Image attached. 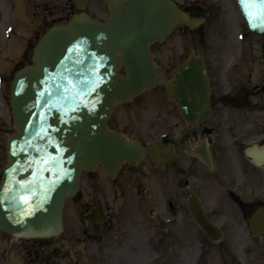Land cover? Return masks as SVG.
I'll return each mask as SVG.
<instances>
[{"label": "flooded vegetation", "instance_id": "obj_1", "mask_svg": "<svg viewBox=\"0 0 264 264\" xmlns=\"http://www.w3.org/2000/svg\"><path fill=\"white\" fill-rule=\"evenodd\" d=\"M172 1L190 24L177 25L163 40L152 42L156 84L128 102L117 103L107 121L111 131L143 147L142 160L136 165L124 162L114 178L100 163L96 170L85 171L93 183L116 184L101 201V233L107 245H119L120 250L145 245V253L139 254L147 256L146 264L158 261V247L168 237L175 244L192 241L198 247L199 257L182 264H202L207 241L238 246L236 264H252L251 247L258 251L264 245V233L254 235L249 226V218L264 206V38L249 29L239 0ZM0 6L27 22L28 29L29 21H37V28L28 33L32 36L28 49H33V39L76 12L75 0H0ZM199 45L211 86V112L191 125L167 85L172 70ZM7 80L0 75V150L14 129ZM196 203L213 225L215 237L195 218ZM98 204H87L86 213ZM196 228V234L203 236L190 234ZM189 247L183 248L187 254Z\"/></svg>", "mask_w": 264, "mask_h": 264}, {"label": "water", "instance_id": "obj_2", "mask_svg": "<svg viewBox=\"0 0 264 264\" xmlns=\"http://www.w3.org/2000/svg\"><path fill=\"white\" fill-rule=\"evenodd\" d=\"M106 1L108 21L74 14L50 28L35 45L32 63L14 74L15 131L0 182V229L18 238L63 231L64 199L77 193L82 170L101 162L114 175L123 161L135 164L143 156L141 147L109 131L107 119L115 103L155 84L149 44L175 24L187 23V15L171 0ZM239 1L250 29L264 37V20L256 18L264 17V3ZM85 3L76 0L79 9ZM259 8L263 12L257 13ZM122 64L127 75L118 71ZM172 74L168 91L184 119L192 124L206 118L210 86L203 57L191 54ZM192 211L215 237L197 203ZM250 225L257 234L264 231V207L255 211Z\"/></svg>", "mask_w": 264, "mask_h": 264}, {"label": "rangeland", "instance_id": "obj_3", "mask_svg": "<svg viewBox=\"0 0 264 264\" xmlns=\"http://www.w3.org/2000/svg\"><path fill=\"white\" fill-rule=\"evenodd\" d=\"M88 11L101 20L107 16V8L101 0H91ZM33 23L37 24V22ZM8 24L14 28V32L9 36L7 35L10 27ZM29 30L31 29H28L25 22L15 17H8V14L4 13V7L0 6V69L2 68L1 72L7 73L9 77L30 61V53L22 50V46L27 45L26 40L30 39ZM162 63L163 65L166 63V56ZM6 136L3 138L4 142ZM4 148L0 150V169L4 162ZM115 185L113 182L93 183L84 173L79 192L74 197L67 198L63 207V233L56 238L25 239L0 231V264H146L147 256L144 258L139 254L140 250L145 253V245H133L126 250H120L119 245H107L104 235L102 233L93 235L80 216L82 212L87 211V204L101 203L104 195H109ZM177 227L174 226L173 229ZM189 231L192 236L194 234L203 236L202 233L196 234L197 228L195 231L191 229ZM205 244L209 247L205 258L200 257L202 264L237 263L238 246L227 248L208 241ZM185 245L190 246L189 249L193 255L183 251ZM251 248L253 250L250 252L252 264H264V245L258 251L254 246ZM197 249L198 247L192 245V241L175 244L172 238L168 237V240L158 247L162 255L160 256L157 251L155 259L158 261L153 264H182L183 261L198 258ZM241 255L244 253L241 252ZM145 261L147 262L144 263ZM244 263L247 264L245 261Z\"/></svg>", "mask_w": 264, "mask_h": 264}, {"label": "snow or ice", "instance_id": "obj_4", "mask_svg": "<svg viewBox=\"0 0 264 264\" xmlns=\"http://www.w3.org/2000/svg\"><path fill=\"white\" fill-rule=\"evenodd\" d=\"M261 3H264V0H261Z\"/></svg>", "mask_w": 264, "mask_h": 264}]
</instances>
